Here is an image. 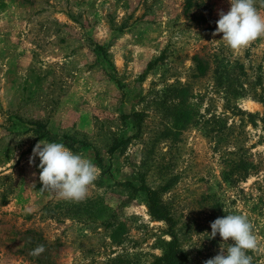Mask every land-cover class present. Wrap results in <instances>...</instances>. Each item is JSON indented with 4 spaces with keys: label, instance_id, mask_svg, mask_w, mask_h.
<instances>
[{
    "label": "rangeland",
    "instance_id": "374dc122",
    "mask_svg": "<svg viewBox=\"0 0 264 264\" xmlns=\"http://www.w3.org/2000/svg\"><path fill=\"white\" fill-rule=\"evenodd\" d=\"M256 8L264 16V0ZM229 9V0H0V264H159L165 224L119 186L139 180L165 188L187 264L233 243L208 237L228 214L246 215L264 247V36L228 48L213 33ZM34 122L46 126L42 140L69 137L101 170L83 202L40 190ZM38 244L45 251L30 255ZM248 255L264 264V252Z\"/></svg>",
    "mask_w": 264,
    "mask_h": 264
},
{
    "label": "clouds",
    "instance_id": "9594fccd",
    "mask_svg": "<svg viewBox=\"0 0 264 264\" xmlns=\"http://www.w3.org/2000/svg\"><path fill=\"white\" fill-rule=\"evenodd\" d=\"M230 9L218 10L219 19L213 35L222 33L225 45L238 51L264 36V16L256 8V0H229ZM39 158V181L41 191L56 193L61 199L74 203L83 202L88 189L101 175V170L91 160L73 151L60 142L40 140L32 149L33 158ZM209 239L217 234L225 242L233 241L226 249L221 248L214 257L203 264H252L249 252H264L254 234V226L244 214H228L216 218L210 224ZM188 249V248H187ZM185 249V250H187ZM45 251L38 244L30 255L39 256Z\"/></svg>",
    "mask_w": 264,
    "mask_h": 264
},
{
    "label": "trees",
    "instance_id": "16d2710c",
    "mask_svg": "<svg viewBox=\"0 0 264 264\" xmlns=\"http://www.w3.org/2000/svg\"><path fill=\"white\" fill-rule=\"evenodd\" d=\"M196 21L200 22H206V19L204 18H194ZM209 29V28H208ZM97 50L101 51L102 48L100 46H97ZM194 64H195V74L193 75L196 78L203 77L206 72V64L205 62H202L197 57L193 58ZM261 123L264 126V117L260 119ZM32 126L37 131L36 140H42L46 135L47 131L45 130V124L41 122H34L32 123ZM63 144L72 149L74 145L77 143L70 139L69 137L63 136ZM128 140H118L114 141L113 145L110 148L109 155L112 153V151L116 149H124L125 145L127 144ZM83 147H91L87 143H80ZM92 148V147H91ZM94 158L97 161H100L99 154L94 152ZM119 186L126 188L129 193L133 195H139L143 199V203L145 205L146 211L151 219L155 221H160L165 224L167 229V235L169 236L170 240L168 242H163L161 244V256L156 260L159 264H187L186 263V256L185 254L178 248L177 240L172 233L174 222L172 219V216L169 213V210L167 206L161 201V193L165 188L160 189H151L147 187L144 183L139 181H130V182H123L120 183Z\"/></svg>",
    "mask_w": 264,
    "mask_h": 264
}]
</instances>
